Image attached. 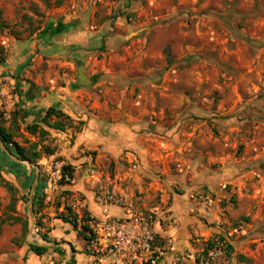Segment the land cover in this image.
<instances>
[{"label": "rangeland", "instance_id": "374dc122", "mask_svg": "<svg viewBox=\"0 0 264 264\" xmlns=\"http://www.w3.org/2000/svg\"><path fill=\"white\" fill-rule=\"evenodd\" d=\"M23 82L79 95L74 105L88 121L81 115L73 132L90 124L99 139L71 157H89L75 166L42 154L56 141L71 147L70 133L40 141L34 164L17 163V179L5 170L17 157L0 149V264H89L75 260L86 254L79 226L71 242L51 233L64 207L82 199L70 188L78 182L95 198L108 189L121 206L128 195L165 217L181 201L196 221L195 245L224 241L232 247L224 264H264V0H0L5 126L4 114L20 110ZM15 141L34 145L18 132ZM55 162L73 168L68 184L55 178ZM202 178H219V190ZM39 183L43 199L31 216ZM30 244L48 251L37 257Z\"/></svg>", "mask_w": 264, "mask_h": 264}, {"label": "crops", "instance_id": "0c3cea01", "mask_svg": "<svg viewBox=\"0 0 264 264\" xmlns=\"http://www.w3.org/2000/svg\"><path fill=\"white\" fill-rule=\"evenodd\" d=\"M79 86V84H77ZM20 95L15 99V102L20 103V114L18 117V125L14 127L13 125L5 126L7 129H9V132L13 135V141H15V135L16 132L24 134L32 139L33 144L37 145L38 149L42 150V145L39 143L40 141L42 144L46 143L47 139L51 138H57L66 136L67 133L71 134V139L73 138V145L69 148H63L62 143L60 141H56L53 144V148H55V152L51 151L53 154L51 156L45 155L42 153L45 157L49 158H62V159H68L72 166L80 165L89 162V157L86 156H78V160H71V157L74 155H78L79 153H83L84 151H88L90 149H97V147H94L96 145V140H98V134L97 132L93 131V128L90 127V124L87 126L89 128H86L85 130H81L79 132H73V127L77 125L76 122L81 123V115L85 118V120L88 121L87 117L84 115L85 112L87 115L89 114L88 110L83 107L82 109H76L77 106L74 104L79 102V99L77 98L76 94H69L66 93L65 88H61V90H53L49 93H46L43 88H39L33 84H29L26 82L21 83L20 85ZM55 109L56 111L61 112L66 118H56L55 116H52L48 120V124L53 126L56 124H61L63 126V131H58L55 129L48 128L47 126L43 125L41 123V120L45 116V113L48 109ZM84 112V113H83ZM31 125H38L39 130L46 133V136H39V134L36 135H30L28 134L25 129L27 126ZM75 137V138H74ZM19 144V143H17ZM20 145V144H19ZM108 145L107 144H101L99 151L101 153H107ZM54 150V149H53ZM44 151V150H43ZM3 160V159H2ZM43 161H47L44 159ZM18 164H23L25 162H20L18 159H16V162ZM28 163V162H27ZM6 173L13 178L17 179L20 176H16L14 174L13 170H10L9 167H5ZM92 168L89 167L88 171H91ZM84 173V172H83ZM85 174V173H84ZM26 175H29V172H26ZM201 184L206 186L209 190L218 191L221 185V180L219 178H214L212 180H207L206 178L201 179ZM71 191L75 194V196L78 197V195L84 199L86 203L85 213L87 215H90L96 219H102L105 217L104 209L99 206L96 203L95 195L92 191L88 190L85 185L82 182H78L70 187ZM121 196V195H120ZM124 196L126 200V204L124 206H109L107 210V216L113 217L110 214V211L115 210L122 213V217L116 218L121 219L126 216V210L127 206L129 204H132L131 198H129L128 195H122ZM181 197V196H178ZM178 200V199H177ZM181 201L174 200V204L172 208L170 209V213L167 217H165L162 213H157L156 211L151 210H144V211H151L155 214V217L157 218V226L155 227V233L157 235L158 241L166 248H171L175 253H182V252H195L200 250L203 246L202 245H195L196 241L194 238L197 236V230L195 229V219L190 216V210L191 206L185 205L180 203ZM143 210V209H142ZM58 223V224H56ZM56 227L59 228V230L55 229L52 230V234L57 235H63L64 237L68 238V240L74 241L76 239V236L78 235V230H74L69 224L63 223L59 219H54V223ZM73 231H72V230ZM80 230V226L78 228ZM85 246V240H82ZM85 257L86 262H89L91 264V259L88 258L85 255L76 254L75 257ZM73 259V257H72ZM241 262H247L242 257L239 258Z\"/></svg>", "mask_w": 264, "mask_h": 264}, {"label": "built area", "instance_id": "2783aa9c", "mask_svg": "<svg viewBox=\"0 0 264 264\" xmlns=\"http://www.w3.org/2000/svg\"><path fill=\"white\" fill-rule=\"evenodd\" d=\"M4 119H10L8 113L4 114ZM64 166L60 162L54 163L55 178L64 179L68 184L71 180L64 175ZM96 203L104 209L105 217L96 219L88 215L89 232H86L88 240L84 251L91 264H224L227 257L224 241L205 244L195 252L175 253L158 241L155 233L158 222L153 212L129 204L124 218L108 217L106 209L109 206L123 205L122 199L108 189L100 191ZM69 208L80 221L86 203L83 199H73Z\"/></svg>", "mask_w": 264, "mask_h": 264}, {"label": "trees", "instance_id": "16d2710c", "mask_svg": "<svg viewBox=\"0 0 264 264\" xmlns=\"http://www.w3.org/2000/svg\"><path fill=\"white\" fill-rule=\"evenodd\" d=\"M20 112H21L20 110L15 111L11 115V118L9 121L10 125H13L14 127L18 125V117H19ZM52 116H55L56 118L68 119L61 112L50 108L45 113V116L41 120V123L47 126L48 128L55 129L58 131H63L64 128L61 124L60 125L56 124L53 126L48 124V120ZM25 131L30 135L39 134V136H46L45 132L39 130L38 125L27 126ZM0 143L10 152V154L16 156L20 162H28L30 164H34L35 161L39 158V154L34 151L37 147L36 144H34L31 147V149L26 150L25 148L20 147L17 143L13 141V135L9 132V129L5 127V121H3L1 115H0ZM43 153L48 156H51L53 154L51 151H46V150H44ZM17 166H19L17 163H12V165H9V168L10 170H14V174L16 176H19L20 174L17 171ZM0 170H1V167H0ZM63 172H64V175L67 176L69 180H72L73 178L72 175L74 172L72 167H70L69 165H65L63 167ZM5 187L8 190H11V187L8 184H6ZM43 189H44V186L41 183H39V185L36 188V192L34 194V199H33V212L35 216L39 213L38 206L41 204L40 202L43 199V195H42ZM64 210L66 213L64 212L60 213L57 219L61 220L65 224H69L74 229L80 226V233L82 234L83 240L85 241L88 240V237L86 236V232H89V228L86 224V222L88 221V215L84 212L80 221H78V217L74 213H72L69 207L65 206ZM27 225H28L27 222L23 223V233L27 231ZM35 226L38 229H42V225L38 223V221H36ZM41 239L45 242H49L46 235H42ZM207 244L210 245V243H207ZM28 251L37 257H42L43 255L47 253L48 249L47 247L39 246L37 244H30L28 246ZM230 254H232V247L226 244V256L228 257Z\"/></svg>", "mask_w": 264, "mask_h": 264}, {"label": "water", "instance_id": "95a60500", "mask_svg": "<svg viewBox=\"0 0 264 264\" xmlns=\"http://www.w3.org/2000/svg\"><path fill=\"white\" fill-rule=\"evenodd\" d=\"M86 80H85V77L82 75V69L81 68H79L78 69V84L80 85V86H85L86 85ZM0 149L2 150V151H4L6 154H8V152H7V150H6V148L0 143ZM9 155V154H8ZM37 178H38V174H36V179H35V182H34V184H33V187H34V185H35V183H36V181H37ZM30 209H31V216L33 215V211H32V204H31V202H30Z\"/></svg>", "mask_w": 264, "mask_h": 264}]
</instances>
